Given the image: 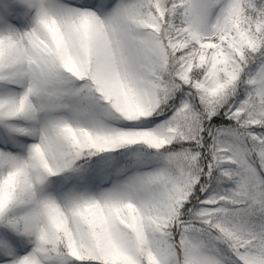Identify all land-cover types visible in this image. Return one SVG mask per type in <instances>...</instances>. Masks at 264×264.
<instances>
[{"label":"snow or ice","instance_id":"6c2138e0","mask_svg":"<svg viewBox=\"0 0 264 264\" xmlns=\"http://www.w3.org/2000/svg\"><path fill=\"white\" fill-rule=\"evenodd\" d=\"M0 264H264V0H0Z\"/></svg>","mask_w":264,"mask_h":264}]
</instances>
